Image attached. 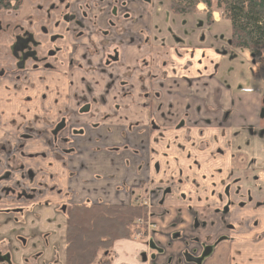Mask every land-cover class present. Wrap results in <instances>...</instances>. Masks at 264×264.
<instances>
[{
  "label": "flooded vegetation",
  "instance_id": "flooded-vegetation-1",
  "mask_svg": "<svg viewBox=\"0 0 264 264\" xmlns=\"http://www.w3.org/2000/svg\"><path fill=\"white\" fill-rule=\"evenodd\" d=\"M196 8L198 12V5ZM161 9L156 0H12L0 9V199H3L0 234H4V239L0 236V264H16L13 257L27 248L30 239L26 231L43 216L33 213V209L48 206V203L43 206L42 200H66L53 204L63 218L66 246L68 210L112 205L87 198L80 204L72 203V195L68 192L62 195V183H68L62 177L101 187L104 182L105 188H114L116 192L127 190L131 200L126 205L112 206L133 205L146 211L145 217L135 220L137 229L133 236L117 238L109 248L99 250L94 264H155L159 259L161 264H220L216 263L221 261L216 258L219 244L232 242L244 227L253 226L248 222L244 225L247 218L263 213L264 204H251L250 193L242 190L243 163L250 160L253 170H261L254 168L255 160L243 151L234 158L226 176L210 182L213 189L205 199L183 190L188 186L171 174L163 173L156 178L159 165L151 161V139L147 144L144 140V133L152 138L151 132L158 128L150 111L157 93L153 86L167 76L185 80L190 75L184 83L187 88L190 81L200 76L201 49L212 54L214 48L220 57L234 51L228 48V40H225L227 49L221 51L209 41L207 45L203 43L199 36L207 29L199 31L194 25L196 14H174L169 4L171 14L191 16V20L186 19L188 22L182 24L187 32L177 30L176 35L170 32L176 45L185 38L190 46L184 52L179 51L184 46L174 48L170 43L165 48L162 37L165 29L158 27L161 20L155 17ZM153 42L162 47L155 58ZM137 47L136 61L127 63ZM173 48L175 52L171 54ZM73 74L81 87L77 88L76 81L71 79ZM103 82L100 91L96 86ZM69 86L74 89L71 100L75 108L67 107ZM125 99L130 102L124 104ZM108 100V109L101 111ZM137 100L148 114L135 125L139 147L124 142L92 148L94 154L105 152L117 158L99 171L98 164L77 150L75 138L85 136L84 126L95 132L107 126V121L136 105ZM259 107L260 121L264 119V101ZM213 109L218 111L217 107ZM180 110L182 104L175 112ZM195 111V115L183 111L176 124L177 129L187 128L189 136L194 129L187 122L200 115L198 107ZM226 111L222 110L220 119H234L235 113ZM201 121L211 124L209 118ZM235 121L247 122L248 117L239 116ZM132 131L125 130L123 136ZM36 142L44 149L25 155L29 148L35 150ZM8 147L22 150L24 165L4 155ZM125 154L131 158H125ZM82 173L89 174V178L80 177ZM11 177H20L28 184L23 188L19 184L11 186L8 184ZM1 184L6 186L2 190ZM7 228L11 230L7 232ZM124 249L130 252L124 254ZM27 250L32 254L24 259L25 264L41 257V252ZM255 254L259 258L262 252L257 250Z\"/></svg>",
  "mask_w": 264,
  "mask_h": 264
},
{
  "label": "crops",
  "instance_id": "crops-1",
  "mask_svg": "<svg viewBox=\"0 0 264 264\" xmlns=\"http://www.w3.org/2000/svg\"><path fill=\"white\" fill-rule=\"evenodd\" d=\"M205 12V6L199 4L198 12L196 13L197 21L194 25L199 27V31L207 29L206 36L200 34V40L203 43L206 41L213 42L219 36V39L227 41L229 38L228 23L220 18L217 11L212 12L209 22H205ZM221 32L223 36L218 35ZM129 51H132V47L130 46ZM138 52L137 47L134 54H130L127 63H134ZM201 52L200 57L202 61H199L200 64L198 66L200 76L190 81L187 88L184 83L185 80H189L190 75L189 77H184L187 78L185 80L181 79V77L173 78L167 76L157 82L156 86H153L157 93L155 94V100H152L150 103V111L158 128H155L151 132L152 138H148L149 134L144 133V140L145 144H147L151 139L150 147L152 149L151 154H153L151 161L159 165L156 178L162 177L163 173H166L167 176L171 174L178 179L180 178L183 181V186H188V188L185 187L183 190L188 189L190 192H193V197L198 195L200 198L205 199L213 189L210 186V182L220 176H226L230 172L232 162L234 163V158L239 154V151L247 153L250 159L255 160V164L259 162L255 158V154L250 153V150H247V148L250 146V142L255 141V151L259 153L257 149L258 143L264 145V119L257 123L253 121L236 122L235 117L229 121H222L220 119L223 115L222 110L225 109L224 106L219 105L220 107H217L218 111H216L213 109L216 106L210 101L213 90L221 88L217 84V75H214V65H216L218 57L208 52L212 59L207 60V57H203V52L202 54ZM259 62L264 63L263 60ZM71 76V79L76 81L74 74ZM90 78L92 81L96 80L94 77ZM76 83L77 88L81 87L78 81ZM104 84V82L102 85L98 84L96 88L102 91ZM180 88L181 92L178 93ZM195 89H197V92ZM73 92L74 89L69 86L66 94L70 100ZM194 92L198 93L199 96L196 97ZM70 100L67 103V107L75 108L74 102ZM263 101L264 95L262 103ZM129 102V99H125L123 103L127 104ZM181 104L183 110L175 112V108H178ZM108 105L109 100L100 110L105 112L108 109ZM196 107H198L200 115L194 116L190 122H187V126H193L194 129L190 133L191 136H189V134H186L187 128L177 129L176 124L180 120L179 118L183 114V111L195 115ZM147 116L146 110L140 108V101L137 100L136 105L122 110L116 118L106 122L107 126H102L96 132L88 128V126H84L85 136L83 138H75L76 148L84 157L98 164V170L101 171V167H105V164H110L117 158L105 152L94 154L92 153V148L121 145L124 142H128L132 147L138 148V132L135 125ZM208 118L211 124H203L201 120ZM241 127L245 128L242 130ZM199 128H203L205 133L201 129L198 131ZM248 129H253L254 132ZM125 130L134 131L128 132L123 136ZM258 131H261V133H258ZM194 143L201 144L195 146L193 145ZM64 146L62 145V147ZM43 149L44 147L39 142H36V151L29 148L24 154L34 155L37 151L40 152ZM124 157L131 158L129 154H125ZM258 157L260 158L261 156L258 155ZM255 164L254 167L258 169L259 165L255 166ZM63 172L66 171L60 173ZM80 177L89 178V174L82 173ZM61 179L64 182H68L67 184L62 183V195L68 192L72 195L73 200L71 202L74 204L82 203L85 198L90 201L99 199L112 205H126L128 200H131L127 190L116 192L114 188H105L104 182L103 187H101L91 182L81 183L78 179L73 181H69L65 177ZM63 201L66 200H42V205L48 203V206L43 205L45 208L40 206L43 209L34 207L33 213L37 215L42 213L43 216L38 217L31 225L29 231H26L28 240L30 239L29 244L27 243L28 245L25 250H20L13 257L16 264H25L24 259L32 254V252L27 250L29 248L32 249L31 251L41 252V257L36 262H31V264H65L66 243L64 222L53 206V204ZM1 202L2 200H0V204ZM192 204L194 203L192 202ZM246 222L249 224L253 223V226H246L235 237L232 236V242L224 241V243L219 244L216 258H219L221 261L216 260V263L264 264V207L261 215L247 218V221H244V225ZM10 224H12L11 221ZM9 229L11 230V228H7V232ZM210 233L216 236V232L212 231ZM44 235H46L45 240H43ZM0 236L4 239V234H0ZM43 245L48 246L45 247ZM257 250H261L262 252L259 258L255 254ZM129 252V250H123L124 254H128ZM224 259L225 262H222ZM161 263L162 259H159L155 264Z\"/></svg>",
  "mask_w": 264,
  "mask_h": 264
},
{
  "label": "trees",
  "instance_id": "trees-1",
  "mask_svg": "<svg viewBox=\"0 0 264 264\" xmlns=\"http://www.w3.org/2000/svg\"><path fill=\"white\" fill-rule=\"evenodd\" d=\"M12 0H0V9ZM174 14H196L206 8L205 21L217 11L229 26L228 48L246 50L253 62L264 60V0H163ZM139 206H79L67 211L69 219L65 264H94L99 250L113 240L131 238L135 220L145 217ZM117 239V240H118Z\"/></svg>",
  "mask_w": 264,
  "mask_h": 264
},
{
  "label": "rangeland",
  "instance_id": "rangeland-1",
  "mask_svg": "<svg viewBox=\"0 0 264 264\" xmlns=\"http://www.w3.org/2000/svg\"><path fill=\"white\" fill-rule=\"evenodd\" d=\"M156 1H158V5L162 6L161 12L156 13L155 17L158 20H161L159 21L160 24H158V27L160 29H165V33L162 35L165 48L168 49V44L170 43L172 46H175L174 48L184 46L182 50L179 49L180 52H184L187 49V46H190L188 43L189 40L183 38L182 44L176 45L170 32L175 35L178 34L177 30H184L187 32L188 29H183L184 27H182V24L188 22L186 19L191 20V16L171 14L167 2L163 0ZM178 28L182 29L180 30ZM202 32L205 36L207 35L205 31ZM218 35L223 36V33H218ZM218 37L215 42H211V46L215 45L220 51L223 48L227 49L226 41L224 39H219ZM174 48L172 49L173 51L170 52L171 54L175 52ZM152 49V56L155 58V55L160 52L162 47L153 42ZM201 50L204 54H207L205 56L207 57V60L212 59L206 50ZM211 50L213 56H221H218L216 49L211 48ZM190 55L191 54H189V57ZM199 61H202L200 56ZM217 61L219 62L217 63V68L214 70V75H217V84L220 85L221 88L213 90L210 96L211 103L216 107H220L219 105L224 106V108L227 109L226 113H228V111H230L231 114L235 113V118H238L239 116H247L248 121H253L254 123L258 122L261 114L259 105H261L262 97L264 95V63L253 62L251 56L246 50H234L229 55H223ZM181 88L178 93L181 92ZM195 91L197 92V89H195ZM33 142H35V140ZM243 145H245V143ZM255 146V141H252L247 150H250V153L255 154V158L259 160V162H256L255 166L259 165L261 170H253V163L250 160H246L243 163L244 181L242 183V190H247L250 193L251 204H259L260 206H263L264 200L261 199L264 198V145L258 143L257 149L259 153L255 151ZM4 155H7L13 161L19 162L20 166L24 165L21 161L22 150L20 148H5ZM258 155L261 157L259 158ZM11 166L13 167V165ZM46 175L49 176L50 174L47 173ZM8 184L11 186L19 184L21 188H23L28 182L20 177H11V182ZM4 187L6 186L1 184V190L4 189Z\"/></svg>",
  "mask_w": 264,
  "mask_h": 264
}]
</instances>
